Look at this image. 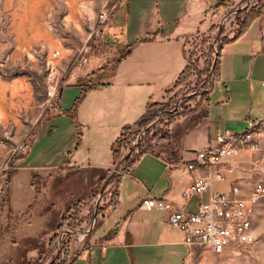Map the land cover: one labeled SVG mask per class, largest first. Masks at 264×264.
Wrapping results in <instances>:
<instances>
[{
	"label": "crops",
	"instance_id": "0c3cea01",
	"mask_svg": "<svg viewBox=\"0 0 264 264\" xmlns=\"http://www.w3.org/2000/svg\"><path fill=\"white\" fill-rule=\"evenodd\" d=\"M230 1L118 0L88 61L81 66L66 54L56 62L55 105L41 107L33 121L15 123L14 135L28 136L29 152L0 159L6 165L0 172V264H10L6 251L40 250L41 236L54 235L63 211L75 204L92 214L107 207L97 213L92 229L70 239L68 264L231 261L234 247L216 254L189 246L184 233L169 224L167 212L144 210L139 203L151 195L194 211L211 191L230 190L233 184L245 196V170L260 154L264 158V140L249 155L243 149L226 158L234 172L223 167L226 178L212 181L199 196H182L193 179L184 164L195 162L197 151L218 134L242 132L249 120L264 127V3L220 44L218 70L196 108L169 119L166 135L140 143L139 155L119 173L111 197L104 186L123 129L135 127L167 99L187 67L186 42L212 33ZM101 191L106 193L98 202Z\"/></svg>",
	"mask_w": 264,
	"mask_h": 264
},
{
	"label": "rangeland",
	"instance_id": "374dc122",
	"mask_svg": "<svg viewBox=\"0 0 264 264\" xmlns=\"http://www.w3.org/2000/svg\"><path fill=\"white\" fill-rule=\"evenodd\" d=\"M117 1L0 0V138L3 137L4 131H8L15 141L28 139V136L18 138L14 135L16 120L33 121L41 107L55 105L56 101H50L47 90L57 77L59 70L57 63L66 54L73 55L74 62H77V58L84 52L85 47L90 49L88 50L90 54L99 45L96 40L99 38L100 27L110 19L109 17L101 24L99 22L100 12L109 11L111 16L113 5ZM243 3V0H231L226 5L225 11L240 8ZM263 3L264 0H251L246 9L237 13L233 11L226 25L221 28L224 34L218 35L215 47L218 49L229 36L236 35L244 22H247L254 11L260 10ZM215 33L216 28H213L212 33H207L208 36L202 34L204 36H197L192 41L186 42L187 67L185 72L181 74L167 94V99L162 102L163 106L161 103L160 107L154 109L153 114L148 115L147 118L152 119L149 125L158 118L159 121L142 137L162 132L166 128L170 120L164 112L173 108L177 98L186 96V100L180 102L178 111H171L174 113L194 109L202 101L209 85L208 82L205 84L204 82L215 58L211 44L213 42L211 38ZM55 50L60 51V55L56 58L52 55ZM48 64L55 66L51 79ZM195 91V95H192L191 93ZM135 129L136 127L132 128V131L136 132L134 137L129 143L123 144L120 155L114 159L112 168L117 167V171L112 170L106 178L105 188L107 187L109 192L108 197L113 194L111 192L114 191L115 184V180L110 179L111 174H119L127 170V163L122 160L123 156L129 153L134 159L139 153L140 149L135 147L134 141L138 133L145 128L139 132ZM131 146L135 147L133 151L130 150ZM6 150L7 148L0 146V159L4 154L11 157V160L17 158L13 157L17 155H10ZM245 152L249 155L251 150ZM262 158L260 154L259 161L251 167L250 171L245 170V196H248L254 184L261 183L264 186V158ZM0 166H2L0 172L6 169L4 168L5 162ZM9 166H11L10 162L7 168ZM104 193L106 191H101L102 195L97 197L100 199L98 202L101 201ZM82 209V204H75L71 211L64 210L58 219L57 232L54 235L43 234L41 236L40 250L6 251L11 257L10 264H50L51 262L68 264L67 249L70 239L79 233L84 234L92 217L97 215L96 212L92 214V211L88 209L82 212ZM254 209L251 225L255 239L251 244L240 249H230L231 261L228 264H264V196L254 204Z\"/></svg>",
	"mask_w": 264,
	"mask_h": 264
},
{
	"label": "built area",
	"instance_id": "2783aa9c",
	"mask_svg": "<svg viewBox=\"0 0 264 264\" xmlns=\"http://www.w3.org/2000/svg\"><path fill=\"white\" fill-rule=\"evenodd\" d=\"M244 3L240 8H235L231 11H225L218 21L216 33L211 38L214 54L216 56L218 49L215 47L219 36L224 32L221 28L226 25V22L233 14L242 9H246L251 0H243ZM110 17L109 11H101L99 22L103 24ZM234 36V35H232ZM231 37V36H229ZM216 48V49H215ZM88 47L79 58V65L88 61ZM56 58L60 55L59 50L52 53ZM50 66L49 78H52V71L55 69L53 64ZM215 74L212 70L208 73L206 82L210 84ZM203 84V85H204ZM59 80L56 77L54 82L49 85L47 94L50 101H56L58 97ZM208 87L206 88L208 90ZM196 91L191 93L195 95ZM186 100V96L177 98L173 108L170 111H178L180 102ZM166 112H164L165 114ZM158 120H154L149 125L148 129H142L135 141L140 139L147 131H149ZM264 140V127L259 120H249L245 130L242 132L229 133L225 132L216 135L213 140L203 149L196 153L195 162H188L184 167L193 175L192 182L182 191L184 198L190 195H201L204 191L211 187L214 180H224L226 174L222 170L225 167L227 173L234 172V166L226 158H231L238 154L241 150L256 151L262 148ZM0 146L7 148L10 155L26 154L29 150V138L14 140L13 136L8 131L3 132V137L0 138ZM117 167L113 171H117ZM100 194L98 198L101 196ZM264 196V186L261 183L254 184L253 189L244 196L240 194V187L233 184L230 190L226 191H211L209 199L206 202L200 203L194 211H185L176 207L170 200L146 196L141 199L139 207L144 210L157 209L167 212V219L171 226L180 229L184 233V241L189 246H205L216 254L222 253L227 247L232 246L240 249L241 247L251 244L255 235L252 230V219L254 217V204ZM97 200H100L98 199ZM96 218L92 217L90 224L85 232H88L95 225Z\"/></svg>",
	"mask_w": 264,
	"mask_h": 264
},
{
	"label": "trees",
	"instance_id": "16d2710c",
	"mask_svg": "<svg viewBox=\"0 0 264 264\" xmlns=\"http://www.w3.org/2000/svg\"><path fill=\"white\" fill-rule=\"evenodd\" d=\"M259 13H260V10L257 11V14H259ZM241 29H242V27H241ZM218 49L219 50L217 51V54H216V56L214 58V62L212 64V68H211L213 73L218 70V66H219L220 46L218 47ZM187 70H189V69H187ZM160 106L161 105H159L158 107H160ZM162 106H163V103H162ZM151 108H152V105L149 107V111L148 112H150ZM188 111H189V109L188 110H184V111H182L180 113H174V112H171L169 110L165 111V112L169 116V119H173L176 116L182 115V114H184V113H186ZM148 114H150V113H148ZM151 121H152V119L149 120V118L141 119L135 126L136 129H138L137 131L139 132V130H141L142 128H146ZM135 133L136 132H133L132 128L130 126H127V127H125L123 129V132H122L121 136L116 140L115 144H113V147H112L114 158H116V157H118L120 155V150L123 147V144L129 143L131 141V139L134 137ZM166 134H167V131L163 130L162 132L153 133L150 136L147 135L145 137H142V138L138 139V141L134 145H135V147H139L140 143L142 141L143 142L145 141V144L148 145L153 139H156V138L159 139L160 137H162V136H164ZM135 147L131 146L130 150L133 151V149ZM139 153H140V150H139ZM139 153H138V155H139ZM130 155L131 154H129V153L126 154L125 156H123L122 160H124L126 163H128L130 161V158H131ZM110 177H111L110 179H114L115 182H116L118 180V178H119V174L112 173ZM106 207L107 206H102L101 208L100 207L96 208V213H99V212L103 211ZM50 264H53V262H51Z\"/></svg>",
	"mask_w": 264,
	"mask_h": 264
},
{
	"label": "water",
	"instance_id": "95a60500",
	"mask_svg": "<svg viewBox=\"0 0 264 264\" xmlns=\"http://www.w3.org/2000/svg\"><path fill=\"white\" fill-rule=\"evenodd\" d=\"M148 128H149V126H147L145 129H148ZM106 182H107V181H106ZM106 182L104 183V186L106 185ZM104 186H103V188H104ZM103 188H102V189H103Z\"/></svg>",
	"mask_w": 264,
	"mask_h": 264
}]
</instances>
